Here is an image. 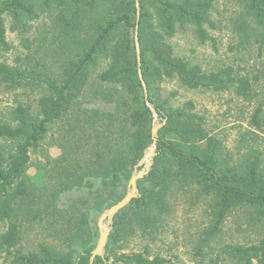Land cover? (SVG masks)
Returning a JSON list of instances; mask_svg holds the SVG:
<instances>
[{"label": "trees", "instance_id": "obj_1", "mask_svg": "<svg viewBox=\"0 0 264 264\" xmlns=\"http://www.w3.org/2000/svg\"><path fill=\"white\" fill-rule=\"evenodd\" d=\"M239 1L243 9L239 25L241 41L248 44L253 39L261 51L264 0ZM139 5L137 20L135 0H0V50L9 49L5 15L10 18L9 30L22 35L28 22L38 18L36 8H53L56 14L51 39L60 38L59 60L63 57L66 60L56 80L43 75L27 76L25 71L0 63L1 84L15 88L32 82L46 90L37 101L34 115L18 104L11 111L13 125L0 123V140L16 144L12 152H0V224L11 219L19 199L29 196L25 173L30 152L38 149L49 125L64 118L74 106L80 105L81 113H78L77 125L71 127L72 139L68 137L62 142L65 145H59L60 160L73 164L61 170V189L65 193L84 186L93 191L94 181H98L101 189L107 191L106 197L96 195L93 208L98 213L124 197L134 167L151 144L152 116L138 76L136 27L147 101L165 123L158 130L151 170L137 182L139 197L114 217L107 253L110 246L126 243L137 230L152 234L166 211L168 192L177 183L191 184L200 195L210 198L211 234L219 230L227 213L235 207L251 209L264 221L263 154L253 149L243 165L235 164L225 154L221 141L208 134L203 118L194 113L192 102L168 107L159 93L163 80L176 79L188 90L229 88L244 100L251 98V83L246 76L235 74L231 67L204 73L199 66H190L174 56L166 42L176 27L184 25L195 28L200 42L212 40L207 34V29L215 28L209 19L212 0H139ZM21 44L26 50L31 49L28 38L21 39ZM103 60L107 62L106 67L97 74L96 80L113 89L104 97L110 107L105 112L93 110L88 114L87 109L81 110L79 101ZM261 108L258 105L251 117L255 128L261 127L264 117L263 114L260 118ZM61 189L52 191L48 200L53 202L59 198ZM76 205L71 202L67 209H57L53 203L48 206L62 213L69 210L73 224L64 233L65 252L47 246H41L37 252H12L19 232L17 225L8 224L0 234V253L12 258L10 264H89L97 229L88 220L87 213L73 214ZM206 240L203 238L204 243ZM228 254L232 264H264V237L250 246L231 247ZM93 264L173 263L160 256L150 257L148 252H116L104 258L95 257Z\"/></svg>", "mask_w": 264, "mask_h": 264}, {"label": "rangeland", "instance_id": "obj_2", "mask_svg": "<svg viewBox=\"0 0 264 264\" xmlns=\"http://www.w3.org/2000/svg\"><path fill=\"white\" fill-rule=\"evenodd\" d=\"M36 9L38 18L28 22L22 35L9 30L10 18L5 15L9 49L0 50V63L25 71L27 76L43 75L56 80L59 79L63 60L66 61L64 57L59 60L60 38L51 39L52 21L56 13L53 8ZM242 16V3L239 0H212L209 19L215 28L207 29L212 40L200 42L195 36V28L184 25L176 27L174 35L166 42L174 56L190 66H199L204 73L231 67L235 74L246 76L251 83L249 100L236 96L229 88L188 90L176 79H165L159 86L161 100H165L168 107L177 108L187 101L192 102L194 113L203 118L208 134L221 141L225 154L238 165H243L253 149L261 152L264 160V47L259 51L253 39L248 44L242 43L239 33ZM23 38L31 41V49L26 50L22 46ZM106 64L105 60L99 62L80 98L81 110L87 109L88 114L93 110L105 112L110 107L104 97L113 89L96 80ZM44 94L45 88L32 82L31 85L15 88L0 83V123L13 125L11 111L18 104L27 107L34 115L37 101ZM258 105H262L261 127L255 128L251 117ZM79 108L74 106L64 118L49 125L48 133L38 149L29 154V167L25 173L29 196L19 199L14 204L11 219L0 224V234L8 224L17 225L18 242L12 252H37L41 246L59 252L67 250L63 242L64 233L70 231L73 222L69 210L63 213L53 211L54 205L57 209H67L71 202L77 203L73 214L79 211L87 213L88 220L95 224L96 229L100 215L109 208L99 213L93 208L96 195L106 197L107 194L98 181H94L96 186L93 191L83 186L64 193L60 187L61 170L73 164L60 160L59 145L68 137L72 139L71 127L77 125L78 113H81ZM15 145V142L0 140V152L8 154ZM67 146L71 148L70 143ZM59 189L62 190L60 197L50 202L48 198L52 191ZM54 201H57L56 204ZM52 203L53 207L48 209ZM166 205V211L158 219L152 234L137 230L126 243L110 246V253L106 249L105 256L116 252H148L150 257L160 256L173 264H232L228 254L231 247L250 246L264 237V221L245 207L231 209L219 230L211 234L213 218L209 213L210 198L200 195L191 184H174L166 197ZM208 233L211 234L209 238ZM203 238L207 239L206 243ZM97 239L98 229L95 245ZM11 260L5 253H0V264H10Z\"/></svg>", "mask_w": 264, "mask_h": 264}, {"label": "water", "instance_id": "obj_3", "mask_svg": "<svg viewBox=\"0 0 264 264\" xmlns=\"http://www.w3.org/2000/svg\"><path fill=\"white\" fill-rule=\"evenodd\" d=\"M135 8H136V17L137 20L140 16V5L139 0H135ZM137 27L135 29V48H136V56H137V63H138V76L140 78L141 84L144 87V94H145V101L146 106L151 112L152 116V126H151V144L145 149L142 158L139 160L137 165L134 167L130 179L127 184V191L124 197L114 204L113 206L106 209L99 217L97 222V229H98V239L93 249L90 257L89 264H93V260L95 257L99 256L104 258L106 245L108 242V238L110 232L112 230L113 219L114 217L123 210L129 203L139 197V190L137 187V182L145 177L151 167L153 165V159L156 155V143L158 140V130L164 125L165 120H161L152 104L147 101V95L145 91V85L142 80V74L140 69V50H139V43L137 39Z\"/></svg>", "mask_w": 264, "mask_h": 264}]
</instances>
